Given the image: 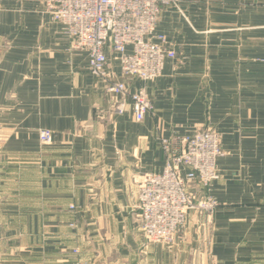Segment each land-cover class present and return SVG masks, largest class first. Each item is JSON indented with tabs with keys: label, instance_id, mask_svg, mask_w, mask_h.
Segmentation results:
<instances>
[{
	"label": "crops",
	"instance_id": "1",
	"mask_svg": "<svg viewBox=\"0 0 264 264\" xmlns=\"http://www.w3.org/2000/svg\"><path fill=\"white\" fill-rule=\"evenodd\" d=\"M64 27L40 0H0V264H264V0L164 8L174 54L150 82L107 49L109 76L147 89L143 121L114 111ZM208 126L224 151L212 219L190 211L171 246L148 243L136 204L165 169L160 139L180 149Z\"/></svg>",
	"mask_w": 264,
	"mask_h": 264
},
{
	"label": "built area",
	"instance_id": "2",
	"mask_svg": "<svg viewBox=\"0 0 264 264\" xmlns=\"http://www.w3.org/2000/svg\"><path fill=\"white\" fill-rule=\"evenodd\" d=\"M40 1L53 20L65 26L73 49L88 52V69L106 81V91L114 97V111L124 114L130 104L138 121L154 111L145 87L130 91L124 82L109 76L107 49L116 52L124 75L145 83L159 77L166 58L174 54L158 32L159 22L163 9L180 0ZM39 136L42 145L53 143L50 129H40ZM179 143L180 149L169 139H160L167 156L165 169L149 173L139 189L136 216L150 244L171 246L190 211L210 222L219 205L209 192L219 178L216 161L224 152L221 134L208 126L181 137Z\"/></svg>",
	"mask_w": 264,
	"mask_h": 264
}]
</instances>
